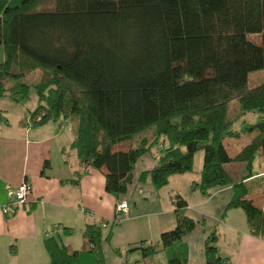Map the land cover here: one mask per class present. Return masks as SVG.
Segmentation results:
<instances>
[{"label": "trees", "instance_id": "trees-1", "mask_svg": "<svg viewBox=\"0 0 264 264\" xmlns=\"http://www.w3.org/2000/svg\"><path fill=\"white\" fill-rule=\"evenodd\" d=\"M0 49V96L24 101L34 91L33 125H73L71 148L83 167L104 170L106 192L124 195L136 162L155 145L163 149L140 179L149 175L156 189L192 171L201 151L193 188L229 186L225 212L243 210L249 234L264 240V204L254 203L264 176L251 179L257 157L264 160V0H0ZM248 113L259 120L237 129ZM241 138L230 155L224 141ZM122 143L126 149H115ZM228 163L244 164L238 179ZM172 202L175 226L130 249L146 261L165 251L167 264L188 262L183 238L197 221L180 194ZM70 232L44 238L47 264H106L111 229L87 223L78 249L62 240ZM217 241L211 231L205 264H229Z\"/></svg>", "mask_w": 264, "mask_h": 264}, {"label": "crops", "instance_id": "crops-1", "mask_svg": "<svg viewBox=\"0 0 264 264\" xmlns=\"http://www.w3.org/2000/svg\"><path fill=\"white\" fill-rule=\"evenodd\" d=\"M36 105L34 91L24 101L15 100L7 92L0 96V112L6 119L0 121V207L10 203L8 189L23 181L31 188L22 206L14 207L8 214L0 210V264H47L45 237L69 227L70 234L62 235V240L78 249V244H71L74 233L83 243L85 225L92 222L100 224L103 230L111 229V239L104 244L116 234L124 251L142 241L154 243L162 232L175 226L172 195L176 193L187 202L186 215L197 221L196 228L183 238L188 251L187 264H205L204 241L211 231L218 234L217 246L229 264H264V240L249 234L243 210L225 212L232 196L229 186L214 187L202 194L193 188L201 170L193 169L170 176L167 185L156 189L149 175L141 179L140 176L153 167V156L159 155L163 148L158 144V148L152 147L136 162L132 182L118 198L106 192L104 170L80 164L71 148L75 137L73 125L64 119L32 124ZM124 144L121 149L127 148L128 144ZM231 164H236L235 168L233 165L225 168L238 179L245 166ZM253 173L251 179L263 180L261 157L255 160ZM120 201L127 203L126 212L116 211ZM254 203L263 206L262 193L254 198Z\"/></svg>", "mask_w": 264, "mask_h": 264}, {"label": "rangeland", "instance_id": "rangeland-1", "mask_svg": "<svg viewBox=\"0 0 264 264\" xmlns=\"http://www.w3.org/2000/svg\"><path fill=\"white\" fill-rule=\"evenodd\" d=\"M2 59H3V53L0 49V61ZM262 73H264V71L261 72L260 75ZM37 74L38 73L36 72V73L31 74V76L34 75L33 77H35ZM255 77H257L256 74L252 76V79ZM243 120L244 121L237 124V126H236L237 129H239L244 124V122L245 123H251V122H255V121L259 120V116H258V114L248 113L244 116ZM66 122H68V121H66ZM152 130H153V128L146 129V131L140 133L139 136L150 135L152 133ZM242 142H243V138L238 139V140L226 139L224 141V145L226 146L228 153L230 155H234L237 152V150L239 149V146L242 145L241 144ZM123 144L124 143L116 145L115 149L120 148ZM158 147H159V145L156 148H158ZM161 149H163V148H161ZM202 161H203V153L201 151H199L194 156V167H193L194 172H198L199 170H201ZM230 165H233L232 167L235 168L236 164L228 163L225 166L230 167ZM237 176H240V175H237ZM237 211L239 213H242L241 210H237ZM104 231H105V233H107L108 229H106ZM71 244L73 246H76V244H78L79 247L82 246L83 243L80 241V236L77 234V232L74 233ZM130 249L124 251V245L119 243L118 236L116 234L114 235V239L111 242H109L108 244H104V243L102 244V252H103L106 264H151L152 262H153V264H167V255H166L165 251H159V252L155 253L154 255H152L148 258L149 260L146 261L145 260L146 258H144L142 256V252L140 249H137V250H130Z\"/></svg>", "mask_w": 264, "mask_h": 264}, {"label": "built area", "instance_id": "built-area-1", "mask_svg": "<svg viewBox=\"0 0 264 264\" xmlns=\"http://www.w3.org/2000/svg\"><path fill=\"white\" fill-rule=\"evenodd\" d=\"M30 190L31 188L27 181H23L18 186L8 189L10 203L6 206L0 207L1 212L4 214L11 213L14 207H20L26 203ZM127 210L128 205L125 201H120L116 205L117 212H126Z\"/></svg>", "mask_w": 264, "mask_h": 264}]
</instances>
